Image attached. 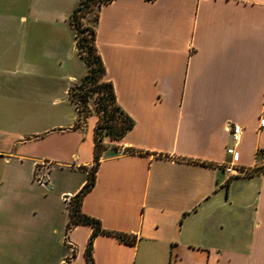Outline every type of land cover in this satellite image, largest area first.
I'll return each mask as SVG.
<instances>
[{"label": "crops", "instance_id": "0c3cea01", "mask_svg": "<svg viewBox=\"0 0 264 264\" xmlns=\"http://www.w3.org/2000/svg\"><path fill=\"white\" fill-rule=\"evenodd\" d=\"M78 1L0 0V264H86L92 226L69 225L97 121L75 125L68 93L86 71L69 21ZM96 11L103 77L133 125L103 135L80 210L135 238L96 234L94 264H264V172L253 170L264 167V0ZM230 124L241 126L233 154Z\"/></svg>", "mask_w": 264, "mask_h": 264}, {"label": "trees", "instance_id": "16d2710c", "mask_svg": "<svg viewBox=\"0 0 264 264\" xmlns=\"http://www.w3.org/2000/svg\"><path fill=\"white\" fill-rule=\"evenodd\" d=\"M107 1L109 0H79L69 16V21L75 28L77 50L86 65V71L80 77V81L81 83L89 85L88 93H92V91L99 92L102 86H104V91L97 93L95 96L98 118L94 127L93 163L90 167L81 166L87 171V179L79 191L69 200V213L71 217L69 225L75 223H85L92 226V231L89 235L84 251L86 264H94L91 255V245L92 239L96 234L109 233L115 235L119 240L129 243H133L135 238L133 235L125 232L107 230L103 228L99 219L85 214L80 210V203L83 194L94 184L95 171L97 169L101 152L105 147V143L102 140L103 135L107 134L112 138H119L133 125L132 118L127 115L116 103L111 82L103 77L105 68L95 46L93 25H83L78 18V13L88 8L90 3H95L96 7H98V5ZM96 16L97 11L95 12V19ZM85 30H88L89 37L84 34ZM71 89L72 83L69 85L68 93L70 99L76 103L78 109V118L75 121V125H77L78 121L81 118H85L86 115H82V108L78 101L74 98ZM88 93L81 95L82 102H86ZM253 170L264 172V167L258 166L253 168Z\"/></svg>", "mask_w": 264, "mask_h": 264}, {"label": "rangeland", "instance_id": "374dc122", "mask_svg": "<svg viewBox=\"0 0 264 264\" xmlns=\"http://www.w3.org/2000/svg\"><path fill=\"white\" fill-rule=\"evenodd\" d=\"M96 4L95 3H90V6L86 8L85 10L81 11L78 13V18L80 22L83 25L87 26H92L94 19H95V12H96ZM84 34L89 37V32L88 30L84 31ZM75 61V62H74ZM74 61H70V67L72 68V71H75L77 74L82 73L84 66L80 58L75 57ZM89 85L85 83H81L80 78L72 82V89L71 91L73 92L74 98L78 101L79 105L81 106V113L82 115L85 114H95L98 118V112H97V107H96V101H95V96L99 92L104 91V86L100 89V91H92V93L89 92ZM84 93H88L87 100L86 102H82L81 100V95Z\"/></svg>", "mask_w": 264, "mask_h": 264}, {"label": "built area", "instance_id": "2783aa9c", "mask_svg": "<svg viewBox=\"0 0 264 264\" xmlns=\"http://www.w3.org/2000/svg\"><path fill=\"white\" fill-rule=\"evenodd\" d=\"M264 123V119H260V124ZM228 132L229 136L231 138L232 144L227 146V153L233 154L234 152V145L239 141L240 139V131H241V126L238 124H230L228 125ZM257 155L259 156L261 161H264V150H257ZM224 170L226 172H232V173H249L252 171V169H240V168H232V166L229 164V166H225Z\"/></svg>", "mask_w": 264, "mask_h": 264}]
</instances>
